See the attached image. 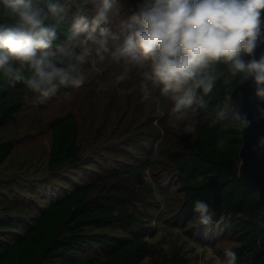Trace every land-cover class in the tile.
Here are the masks:
<instances>
[{
  "label": "trees",
  "instance_id": "obj_1",
  "mask_svg": "<svg viewBox=\"0 0 264 264\" xmlns=\"http://www.w3.org/2000/svg\"><path fill=\"white\" fill-rule=\"evenodd\" d=\"M128 1L126 16L130 18L140 0ZM33 2L45 10L48 3L65 8L62 14L67 20L58 29L57 44L65 43L75 16L92 8L88 3L79 12L81 0ZM145 70L132 68L124 73L120 69L115 77L123 74L126 78L116 79L108 95L101 96L103 89L97 86L98 98L85 100L77 110L50 120L46 163L41 168L30 167L33 178L24 177L32 183L28 194L38 202L28 203L18 192L12 197L0 193V264H195L199 255L189 238H200L199 247L205 251L213 246V238L220 237L219 231L223 243H228L226 248L235 252L236 264H264V205L258 191L239 179L242 123L230 101L232 90L243 80L231 78L227 65L219 64L217 71L222 75L213 91L206 96L197 93L206 106L197 103L196 111L174 127L169 115L171 96H161L157 87L147 100L141 99ZM226 78L231 84L223 83ZM124 81L128 84L117 87ZM62 90L75 89L61 86L58 91ZM122 90L128 93L125 98ZM41 98L22 83L10 84L0 75V131L8 130L21 112ZM154 121L159 122L158 127ZM189 123L195 124V132L185 131ZM109 130L124 135L122 144L128 150L135 148L138 139L148 142L150 153L144 156L136 148L137 159L128 163L129 155L120 146L112 148L116 138L105 139ZM218 137L228 140L223 150L216 148ZM95 141L102 150L96 149ZM14 144L10 139L0 141V181ZM98 158H106L114 166L101 171ZM146 170L154 182L145 179ZM61 171L80 172L82 178L61 185L62 195L56 198L52 181ZM161 176L165 182L170 180L167 186L175 201L170 206L179 236L174 246L156 241L155 228L158 232L165 227L158 224L153 228L139 209L146 193L155 191L156 200H162ZM8 187L14 189L13 184ZM197 201L209 206V225L199 223L194 210ZM220 258L224 259V250Z\"/></svg>",
  "mask_w": 264,
  "mask_h": 264
},
{
  "label": "clouds",
  "instance_id": "obj_2",
  "mask_svg": "<svg viewBox=\"0 0 264 264\" xmlns=\"http://www.w3.org/2000/svg\"><path fill=\"white\" fill-rule=\"evenodd\" d=\"M90 2L95 0H81L77 10L84 12ZM64 12L59 3H48L45 10L33 0H0V75L10 84L22 83L42 98L53 96L61 86L79 89L85 84L82 66L93 55L103 61L108 54L117 63L147 66L142 72L141 99L147 100L157 87L161 96H171L169 115L176 127L196 111L194 105L206 106L197 93L206 96L213 91L222 75L217 66L223 63L231 78L251 80L254 97L264 104V55L258 59L254 55L264 35V0H140L123 40L101 28L108 23V11L107 6H97L90 24L87 15L75 16L65 43L57 44L58 29L67 20ZM97 29L99 37L94 35ZM125 78L122 74L116 79ZM258 110L264 115V109ZM236 118L244 126L249 123L238 113ZM184 129L196 131L192 123ZM227 144L226 138L218 137L216 148L223 150ZM194 210L200 224L211 223L205 202L197 201ZM236 261L235 252L225 248L224 259L217 256L214 264Z\"/></svg>",
  "mask_w": 264,
  "mask_h": 264
},
{
  "label": "rangeland",
  "instance_id": "obj_3",
  "mask_svg": "<svg viewBox=\"0 0 264 264\" xmlns=\"http://www.w3.org/2000/svg\"><path fill=\"white\" fill-rule=\"evenodd\" d=\"M91 3V2H90ZM92 8L84 13L89 18V24L91 22V17L95 14L96 7H105L107 6L108 11V23L102 24L101 28L107 29L109 33H114L120 36L121 40L128 34L130 29L127 27L129 23V18L126 16V11H128L129 1L128 0H95V3H91ZM83 35V34H82ZM97 37L100 36V29L96 30L94 34ZM111 46V42H110ZM94 61V66H93ZM85 67L84 76L85 84L79 88L72 91H57L56 94L49 98H41L40 102H37V105L31 106L28 110L21 112L18 115V118L14 123L9 127L8 130L0 131V141L5 139H10L14 141L15 150L8 162L6 163V168L4 167L3 172L1 173L0 181V193L5 195V197H12L16 193H22L20 195L22 198H26L28 203L38 202L36 197H30L27 189L30 188L32 183L27 182L25 178H33V173L29 171L30 167L39 165L40 168L46 163V160L50 151V133L48 129V123L53 118L57 117L60 114L68 112L70 110H77L81 107L83 101L85 102L98 98L100 91L97 92V86L103 89L101 96L108 95L111 90L114 81L116 80L115 74L118 73L120 69L124 71L137 68L133 66L125 65L123 62L117 63L114 62L108 54H105V59L103 61L93 55V58L87 63ZM84 66V65H83ZM147 69V66H146ZM134 75V74H133ZM128 82L124 81L122 85H116L117 87H124ZM115 85V84H114ZM128 93H125V90H122L121 97L125 98ZM161 114V113H160ZM163 115V114H162ZM160 115L159 118L162 117ZM88 119H90L88 117ZM153 120V119H152ZM112 133L111 130L108 131L105 139L111 137L116 138L115 144H112V148L116 149V144L120 146L121 151L126 155H129L128 163H133L137 158L134 149L140 148L148 156L149 144L148 142L138 139L135 143V148L128 150L125 145L122 144L124 135H119L120 133ZM136 138V135L134 136ZM93 139V138H92ZM99 141H95L94 145L96 149L102 150V146L97 145ZM143 142V143H142ZM93 144V142H92ZM156 147V145L154 146ZM113 160V156H110ZM101 162L100 170L111 169L114 165L108 159L98 158ZM146 175H150L151 179H146ZM145 175V179L148 182H154L153 177L148 172ZM82 178L80 172L77 174L75 172H59L56 179H53L52 184L55 188L54 193L57 197L62 195L61 185L65 182H68L70 179ZM66 177H70L66 180ZM162 177V176H161ZM170 181V180H169ZM169 181L158 180L161 184V194L163 195L162 200H156L155 191L152 193H146V199L139 209L143 217L150 221V224L153 225V228L156 225H162L165 228L157 229L155 228V238L156 241L160 242H170L171 245H175V241L179 236L176 233V225L174 219L173 210L170 211V206H174V197L173 191L169 190ZM165 182V183H164ZM13 184L14 189H10L8 186ZM41 184L37 185L40 186ZM51 191H49L50 193ZM4 197V196H3ZM154 198V199H153ZM153 234V235H154ZM220 237L213 238V246L209 247L207 250L203 251L200 246V238L190 237L191 245L194 246V249L197 250L199 258L195 259V264L207 263L214 264L215 258L217 256L221 257L222 251L228 246V243H223L221 239L223 234L218 232ZM180 238H183V235H180Z\"/></svg>",
  "mask_w": 264,
  "mask_h": 264
},
{
  "label": "water",
  "instance_id": "obj_4",
  "mask_svg": "<svg viewBox=\"0 0 264 264\" xmlns=\"http://www.w3.org/2000/svg\"><path fill=\"white\" fill-rule=\"evenodd\" d=\"M254 55L257 59L264 55V35L258 41ZM254 92L255 85L251 80L242 81L232 90L230 101L234 110L249 122L247 126L242 124L239 179L246 187L258 191L259 201L264 205V115L258 110L264 109V104L254 97Z\"/></svg>",
  "mask_w": 264,
  "mask_h": 264
}]
</instances>
